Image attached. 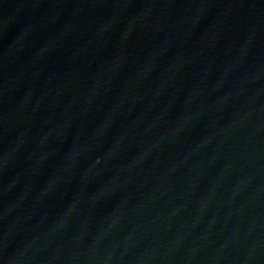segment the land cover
<instances>
[{
	"label": "water",
	"instance_id": "1",
	"mask_svg": "<svg viewBox=\"0 0 264 264\" xmlns=\"http://www.w3.org/2000/svg\"><path fill=\"white\" fill-rule=\"evenodd\" d=\"M0 264H264V0H0Z\"/></svg>",
	"mask_w": 264,
	"mask_h": 264
}]
</instances>
